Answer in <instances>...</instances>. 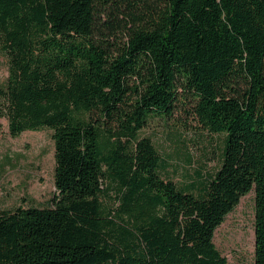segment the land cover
Segmentation results:
<instances>
[{
  "label": "trees",
  "instance_id": "trees-1",
  "mask_svg": "<svg viewBox=\"0 0 264 264\" xmlns=\"http://www.w3.org/2000/svg\"><path fill=\"white\" fill-rule=\"evenodd\" d=\"M0 51V119L53 129L58 191L0 209V264H229L215 232L252 190L264 264V0H0ZM186 104L225 134L197 193L140 136Z\"/></svg>",
  "mask_w": 264,
  "mask_h": 264
},
{
  "label": "rangeland",
  "instance_id": "rangeland-1",
  "mask_svg": "<svg viewBox=\"0 0 264 264\" xmlns=\"http://www.w3.org/2000/svg\"><path fill=\"white\" fill-rule=\"evenodd\" d=\"M8 77V59L0 51V86ZM163 156L162 174L179 187L199 192L222 162L224 133L202 128L192 106L178 107L170 117H151L140 131ZM53 129L41 127L13 136L0 119V209L51 207L58 191L54 181ZM116 198H107L109 206ZM214 242L229 264H255V191L244 195L215 232Z\"/></svg>",
  "mask_w": 264,
  "mask_h": 264
}]
</instances>
